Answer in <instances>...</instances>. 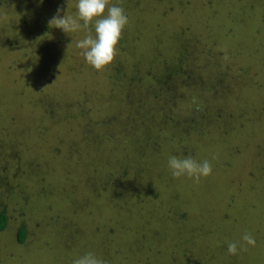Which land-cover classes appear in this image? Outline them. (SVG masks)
<instances>
[{
    "label": "rangeland",
    "instance_id": "374dc122",
    "mask_svg": "<svg viewBox=\"0 0 264 264\" xmlns=\"http://www.w3.org/2000/svg\"><path fill=\"white\" fill-rule=\"evenodd\" d=\"M77 2L0 0V264H264V0H111L102 72L49 27Z\"/></svg>",
    "mask_w": 264,
    "mask_h": 264
},
{
    "label": "clouds",
    "instance_id": "9594fccd",
    "mask_svg": "<svg viewBox=\"0 0 264 264\" xmlns=\"http://www.w3.org/2000/svg\"><path fill=\"white\" fill-rule=\"evenodd\" d=\"M76 8L75 15H69L63 8H58L56 14L48 21L49 27L54 26L66 35L79 31L85 32L84 38L76 42V47L81 50L80 55L84 57L88 65L97 72H102L113 63L116 57L117 45L128 24V17L123 7L112 4L111 0H78ZM93 28L95 35H93ZM70 46L71 44L68 47ZM193 103H197L196 98H193ZM197 110H199L198 104ZM168 168L173 178L187 177L197 184L202 178H207L212 173V166L208 160L198 162L191 156L183 158L170 156ZM242 239L245 244L255 246V239L251 234L245 233ZM237 248L236 242L227 245L230 255H236ZM240 248L243 251L247 250L243 245H240ZM73 264H105V262L89 252L76 258Z\"/></svg>",
    "mask_w": 264,
    "mask_h": 264
},
{
    "label": "trees",
    "instance_id": "16d2710c",
    "mask_svg": "<svg viewBox=\"0 0 264 264\" xmlns=\"http://www.w3.org/2000/svg\"><path fill=\"white\" fill-rule=\"evenodd\" d=\"M7 224V217L4 213H0V231H3L6 227ZM18 241L19 242H23L26 238V231L25 229L22 227L20 228L19 232H18Z\"/></svg>",
    "mask_w": 264,
    "mask_h": 264
}]
</instances>
